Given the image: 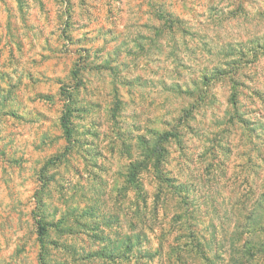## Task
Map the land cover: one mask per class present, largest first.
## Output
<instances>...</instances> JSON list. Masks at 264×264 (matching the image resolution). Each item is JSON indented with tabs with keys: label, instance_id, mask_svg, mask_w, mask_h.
Segmentation results:
<instances>
[{
	"label": "rangeland",
	"instance_id": "obj_1",
	"mask_svg": "<svg viewBox=\"0 0 264 264\" xmlns=\"http://www.w3.org/2000/svg\"><path fill=\"white\" fill-rule=\"evenodd\" d=\"M258 4L0 0V264H264Z\"/></svg>",
	"mask_w": 264,
	"mask_h": 264
},
{
	"label": "trees",
	"instance_id": "obj_2",
	"mask_svg": "<svg viewBox=\"0 0 264 264\" xmlns=\"http://www.w3.org/2000/svg\"><path fill=\"white\" fill-rule=\"evenodd\" d=\"M172 15L171 14H167V13H164V14L160 15L161 16V19H163V21H164L165 26L173 27L175 24H178L179 23L178 18H175ZM254 42H255V44L253 45V48L252 49H249V51L251 53H252V50L255 51V50L259 49V48L262 49V50H264V42L261 43L260 42V39H257ZM222 71L223 70H220L219 68H215L214 71H213V73L216 76L218 74H223ZM204 78L207 80L206 76H204L203 79ZM230 101H231V103L233 105V108L235 110L237 108L236 101H235V95H233L231 97V100ZM238 115L239 114H237V112H235L233 114V118L239 117ZM240 120H241V122L244 121V119H240ZM62 126H63V128L65 130V133L67 134V137H69L70 136L71 129H70V126H69L68 114L66 112H65V114L62 117ZM172 135H173V132L172 131H169V132H165L161 136H162V139H168ZM42 230H43V228L41 227V232H42Z\"/></svg>",
	"mask_w": 264,
	"mask_h": 264
},
{
	"label": "clouds",
	"instance_id": "obj_3",
	"mask_svg": "<svg viewBox=\"0 0 264 264\" xmlns=\"http://www.w3.org/2000/svg\"><path fill=\"white\" fill-rule=\"evenodd\" d=\"M257 7H264V0H259ZM101 178H103V174H101ZM148 223H151V221H148Z\"/></svg>",
	"mask_w": 264,
	"mask_h": 264
}]
</instances>
